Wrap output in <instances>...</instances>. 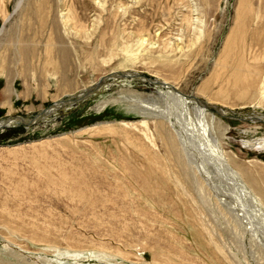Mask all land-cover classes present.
Instances as JSON below:
<instances>
[{
	"label": "rangeland",
	"instance_id": "obj_1",
	"mask_svg": "<svg viewBox=\"0 0 264 264\" xmlns=\"http://www.w3.org/2000/svg\"><path fill=\"white\" fill-rule=\"evenodd\" d=\"M110 71L178 92L1 129L0 264H264V0H0V119Z\"/></svg>",
	"mask_w": 264,
	"mask_h": 264
},
{
	"label": "water",
	"instance_id": "obj_2",
	"mask_svg": "<svg viewBox=\"0 0 264 264\" xmlns=\"http://www.w3.org/2000/svg\"><path fill=\"white\" fill-rule=\"evenodd\" d=\"M117 77H131L143 81H147L149 84L156 85L160 84L157 79H152L150 77H147L144 74L138 73V72H130V71H110L109 73L101 76L98 78L97 81L92 83L91 85L83 88L82 90L73 93L71 95H68L66 97L59 98L58 100L52 102L48 107L43 108L39 111H37L32 117L30 118H24L22 116H8L6 118H1L0 119V130L9 127V126H17V125H22V126H29L39 120L45 119L49 114L54 112L57 109L64 108L69 105H73L75 103H78L91 94L96 93L97 91L105 88L106 86V80L109 78H117ZM206 107H211L214 109V111L220 115V116H227L222 112V109L219 108L218 106L214 104H207L203 102ZM229 117V116H228ZM240 119H247L251 121H256L259 120L261 121V118L258 115H248L246 117H242Z\"/></svg>",
	"mask_w": 264,
	"mask_h": 264
},
{
	"label": "bare ground",
	"instance_id": "obj_3",
	"mask_svg": "<svg viewBox=\"0 0 264 264\" xmlns=\"http://www.w3.org/2000/svg\"><path fill=\"white\" fill-rule=\"evenodd\" d=\"M158 82H160V84H156V86H162V87H166L167 88V90L169 91V92H171L173 95H176L177 93L176 92H178L177 90H176V87H174L173 85H170V84H168V83H166L165 81H161V80H158ZM186 96V95H185ZM190 99H191V101H193L196 105H198V106H200V108H207L206 107V105H204L203 104V101H201L200 99H197V98H195V97H190ZM186 100H188V99H186ZM192 102V103H193ZM206 103V102H205ZM207 104H210V103H207ZM260 117V116H259ZM261 118V120H263L264 121V117H260Z\"/></svg>",
	"mask_w": 264,
	"mask_h": 264
},
{
	"label": "crops",
	"instance_id": "obj_4",
	"mask_svg": "<svg viewBox=\"0 0 264 264\" xmlns=\"http://www.w3.org/2000/svg\"><path fill=\"white\" fill-rule=\"evenodd\" d=\"M16 95V94H15ZM17 96V95H16ZM9 102H11V98L9 100H7L6 102H4L7 106H9ZM5 105V106H6Z\"/></svg>",
	"mask_w": 264,
	"mask_h": 264
}]
</instances>
